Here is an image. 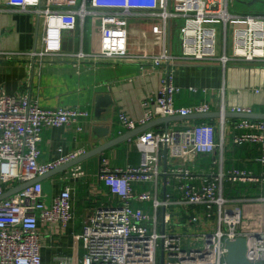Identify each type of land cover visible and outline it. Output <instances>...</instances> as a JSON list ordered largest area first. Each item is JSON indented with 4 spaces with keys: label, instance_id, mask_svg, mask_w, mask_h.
Segmentation results:
<instances>
[{
    "label": "built area",
    "instance_id": "2783aa9c",
    "mask_svg": "<svg viewBox=\"0 0 264 264\" xmlns=\"http://www.w3.org/2000/svg\"><path fill=\"white\" fill-rule=\"evenodd\" d=\"M235 1L89 0L88 8L84 5L60 8L57 0H48L43 7H40L41 0L6 2L43 18L42 47L30 53L32 59L41 61L47 57L72 56L78 60H90V65L115 67L134 62L143 75L159 73L157 90L141 99L143 113L139 118H133L125 111L118 113L120 125L131 131L159 117L209 112L205 104L192 108L176 106L175 96L181 92V87L175 84L174 73L179 63L189 59L222 66L237 60L264 64V15L232 13L229 8ZM138 10H148L158 22L161 49L157 53L146 50L132 55L127 50V18ZM86 14L94 15L100 21L99 49L89 53L64 54L61 49L63 32L73 30L77 16ZM175 20L182 22L179 56L172 52L170 46V23ZM213 21L222 25L221 54H218L217 31ZM229 24L238 25L232 30V50L228 54L226 36ZM188 89L196 91L193 87ZM254 91L260 92L261 89ZM219 111L220 132H224L229 124L234 145L259 144L261 155L257 161L264 166V120L224 118L223 104ZM229 111L251 113L249 108H231ZM89 115L88 110L79 107L45 109L27 94H8L0 88V196L9 185L30 181L84 154L83 149H78L57 162H40L38 143L43 128L77 124L86 121ZM76 127L81 130V127ZM215 134L216 128L209 121L184 129H147L140 137L139 165L114 169L102 167L100 178L118 194L121 203L97 209L84 224L78 235L85 250L81 264H160L162 252L163 264H229L224 239L239 237L246 241L247 264H264V227L258 231L242 230L239 208L228 207L233 200L221 194L219 185L223 178L231 183L262 182L264 172L261 176H254L245 170L231 169L225 174L208 175L202 184L196 186L191 170L185 165L197 154L215 150ZM163 149H166L168 158L176 162L171 172L181 179L180 203L200 209L188 222L208 220L214 214L217 217L213 232L197 236L200 245L196 248L185 247L183 235L158 231L155 217L131 206L135 198L131 183L157 179V166ZM79 168L74 169L71 176L79 178L82 175ZM70 195V187L64 185L52 202H47L42 184L37 182L0 199V264H45L40 253L39 222L66 224L72 216ZM138 198L145 200L151 196L143 192ZM170 203L167 198L163 201L152 199L154 208L167 207ZM168 222L166 214L164 223ZM150 223L154 227L152 230L148 228ZM58 264L71 262L67 257H59Z\"/></svg>",
    "mask_w": 264,
    "mask_h": 264
},
{
    "label": "crops",
    "instance_id": "0c3cea01",
    "mask_svg": "<svg viewBox=\"0 0 264 264\" xmlns=\"http://www.w3.org/2000/svg\"><path fill=\"white\" fill-rule=\"evenodd\" d=\"M6 1L0 0V88L8 94H27L45 109L58 106L79 107L88 110L90 114L86 121L77 124L43 128L38 143L39 161L57 162L78 149H83L85 154L129 132L120 125L118 113L125 111L131 117L139 118L143 113L141 99L147 93L157 90L159 73L143 75L138 64L134 62H125L115 67L90 65V60H78L72 56L47 57L41 61L38 58L32 59L30 53L42 47L43 18L32 11L9 5ZM57 1L60 8H77L82 5L88 8L89 5V0ZM46 2L48 0H41L40 7L45 6ZM237 6L240 8L237 9ZM229 10L240 15H264V0H237L230 5ZM181 25L180 20L170 23V46L172 52L178 56L181 54ZM237 25H228L227 31L230 30L231 38L232 30ZM127 27V50L130 54L136 55L146 50L153 54L159 52L161 46L157 32L158 22L148 10H138L136 14L128 16ZM99 28L98 17L91 14L77 16L76 27L63 32L62 52L89 53L98 50ZM221 53L222 51L218 54ZM128 79L131 81H127ZM174 81L181 87V92L175 96L177 107L192 108L205 104L209 112H216L223 104L225 111L231 108H249L251 113L264 114L262 63L237 60L222 66L201 64L187 59L176 67ZM189 87L196 91L189 90ZM256 88L261 91L255 92ZM204 121L212 122L216 128V148L212 153L197 154L189 164H185L191 170L194 185L202 184V180L208 175L225 174L231 169L245 170L254 176L262 175L264 166L257 161L261 155L260 145H234L229 124L225 126L224 132H220V118L190 117L168 124L158 123L149 129H184ZM76 126L81 127V130ZM141 134L40 181L47 202H52L64 185L71 189L69 209L72 216L67 223L62 225L59 222H39L40 253L45 264H58L59 257L69 258L71 264H81L85 250L78 235L81 234L84 224L97 209L114 207L121 203L118 194L110 190L107 182L100 178V169L139 165ZM161 155L157 166V179L135 180L131 183L135 195L131 206L141 208L155 217L158 231L168 232L170 229L169 233L183 235L184 246L190 245L192 237L199 243L198 235L215 230L217 217L214 214L208 220L188 222L200 209L180 203L181 179L171 172L176 162L171 161L168 156L165 162L162 151ZM78 167L82 175L79 178L71 176L72 171ZM219 185L221 194L233 200L228 203V207L239 208L242 230L258 231L264 227V181L231 183L223 178ZM16 186L17 184L9 185L7 191L14 190ZM143 192L149 193L151 198H138ZM153 198L159 201L167 198L171 203L167 207L154 208ZM166 214L169 216L168 223H164ZM175 223L178 226L174 227ZM148 225L150 230L154 228L151 223Z\"/></svg>",
    "mask_w": 264,
    "mask_h": 264
},
{
    "label": "water",
    "instance_id": "95a60500",
    "mask_svg": "<svg viewBox=\"0 0 264 264\" xmlns=\"http://www.w3.org/2000/svg\"><path fill=\"white\" fill-rule=\"evenodd\" d=\"M201 118V119H213V118H220L221 117V112L216 111V112H207V113H194L188 116H180V115H175V116H164V117H159L157 119H154L147 124L138 127L135 130H131L121 136H118L112 140H109L99 146H97L94 150H91L85 154H82L81 156L70 160L68 162H65L58 167L54 168L53 170L49 171L48 173L38 176L30 181L20 183L16 186L14 190L11 191H6L0 196V199L8 197L11 194H14L28 186H31L34 183L40 182L44 180L45 178L54 175L55 173H60L63 172L64 170H68L75 165L83 162L86 159H89L93 156L99 155L105 150L131 138L132 136H135L139 133L144 132L145 130L151 128L155 124L158 123H164L168 124L171 121L175 120H180L184 118ZM224 118H245V119H257V120H264V114H256V113H242V112H230L229 110H226L223 113ZM164 161L166 162L167 158V151L166 149H163L162 151ZM166 170V169H165ZM226 249H227V255H226V261L229 264H247L246 260V241L245 238L239 237L236 238L235 240H229L227 238L224 239ZM160 264H163V252L161 253V262Z\"/></svg>",
    "mask_w": 264,
    "mask_h": 264
},
{
    "label": "rangeland",
    "instance_id": "374dc122",
    "mask_svg": "<svg viewBox=\"0 0 264 264\" xmlns=\"http://www.w3.org/2000/svg\"><path fill=\"white\" fill-rule=\"evenodd\" d=\"M238 8H240V7L237 6V9ZM212 24H214L213 26H215L216 31H217V42H218L217 49H218V53H219V52L222 51V43H223L222 25H221L220 22H216V21H213ZM226 50H227V53H231V50H232V39H231L230 30L227 31V36H226ZM176 226H178L177 223L174 224V227H176ZM169 231H170V229H168V232ZM174 232H177V231L175 230ZM194 239H195L194 237L191 238L190 245H189V247H191V248H196L198 245H200V243H198ZM185 247H187V246H185Z\"/></svg>",
    "mask_w": 264,
    "mask_h": 264
}]
</instances>
